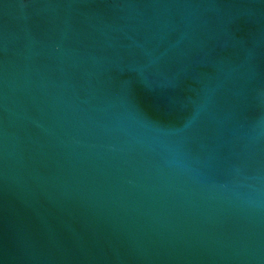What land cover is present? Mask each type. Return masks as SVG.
I'll use <instances>...</instances> for the list:
<instances>
[{
  "label": "water",
  "instance_id": "obj_1",
  "mask_svg": "<svg viewBox=\"0 0 264 264\" xmlns=\"http://www.w3.org/2000/svg\"><path fill=\"white\" fill-rule=\"evenodd\" d=\"M0 264H264V0H0Z\"/></svg>",
  "mask_w": 264,
  "mask_h": 264
}]
</instances>
